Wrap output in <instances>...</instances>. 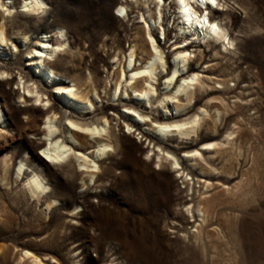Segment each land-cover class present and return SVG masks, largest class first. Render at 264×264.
Segmentation results:
<instances>
[{
    "label": "rangeland",
    "instance_id": "obj_1",
    "mask_svg": "<svg viewBox=\"0 0 264 264\" xmlns=\"http://www.w3.org/2000/svg\"><path fill=\"white\" fill-rule=\"evenodd\" d=\"M173 1L164 0L161 22L150 23L166 72H157L156 91L143 99L128 87L111 94L132 45L135 66L149 57V38L140 17L149 21V12L142 0H45L44 11L38 13L24 11L20 0L11 1L14 15L4 19L7 40L0 46V71L10 73H0V105L10 108L9 116L1 110L5 119L0 121V264H29L19 260L24 249L45 264H264V0H218L217 8L207 9L234 43L226 50L221 41L210 44L201 35L179 33ZM119 4L126 7L124 14ZM148 4L152 14L153 4ZM58 27L68 45L48 59L57 76L47 80L28 64V52L43 35L50 44L58 41ZM161 27L162 38L155 33ZM24 34L30 37L22 45ZM190 37L194 39L186 49L192 56L186 68L199 72L204 86L196 88L192 102L181 111L173 109L176 99L159 107L157 101L175 89L172 85L163 90L174 67V47ZM20 73L35 81L44 93L43 103L21 88ZM87 76L99 96L88 94L92 109L83 113L57 87L70 85L72 79L84 90ZM18 92L31 100L19 101ZM178 99L185 102L183 95ZM50 106L57 112L59 138H64L66 117L96 123L105 114L109 139H99H108L112 151L97 159L94 140L85 139L83 146L73 143V148L91 152L100 170L95 169V181H90L84 172L90 168L78 166L81 160L72 156L70 164L52 165L54 174L45 182L48 196L56 201L46 208L47 194L36 203L26 191L30 169L26 167L19 179L15 169L21 160L33 157L32 152L39 155L37 168L46 169L42 148L29 147L46 138L26 131ZM202 108L207 112L190 136L161 137L152 129L163 117L186 120ZM132 110L145 121L130 116ZM37 124L45 128L41 120ZM208 142L218 145L202 149ZM195 149H202L197 162L189 156ZM158 152L171 153L179 166L162 160L155 169ZM204 180L208 188L201 185ZM198 195L204 197V214L192 207Z\"/></svg>",
    "mask_w": 264,
    "mask_h": 264
},
{
    "label": "bare ground",
    "instance_id": "obj_2",
    "mask_svg": "<svg viewBox=\"0 0 264 264\" xmlns=\"http://www.w3.org/2000/svg\"><path fill=\"white\" fill-rule=\"evenodd\" d=\"M11 1L13 0H5L3 4H0V6L4 8L3 11H0V46L4 45L7 40L4 19L9 18L13 14V5L10 4ZM20 1V7L23 8L24 11H32L37 13L43 12L46 5L45 0ZM142 2L144 6L148 8L149 12L147 14L149 21L145 20L143 15L140 16L142 19H144V26H142V30L149 38V57L143 65L135 66L136 44L132 45V48L126 55L124 69L116 73V78L114 79V84L111 91L112 95H117V93L121 91L123 87H128L135 93V96L137 98H146L149 95L154 94V92L156 91L153 87V81L155 80L157 72H166L162 51L157 47L158 45H155L153 37L154 34L150 28V23H160L162 20L164 0H142ZM149 2L153 4V8L151 11L152 14H150L151 9L149 8ZM173 2L175 4L177 10L176 13L179 20V33H188L191 36L196 35V37H199L201 35L202 41H206L210 44H216L217 42L221 41V46L224 50L232 48L231 46L234 43L230 39H227L225 28L217 19H213L208 16L207 9L217 8V5H219L218 0H174ZM118 11L124 14L126 12V7L123 4H119ZM155 33L160 36V38H162L165 33L164 28H156ZM55 34L58 41L50 44L47 34L43 35L40 37L39 42L34 45V49L28 52L31 60L28 64L35 65L36 69L41 72L47 80L57 76V73L53 69V64L49 62L48 59L52 58L60 48H63L66 44L68 45L67 40L64 38V30L61 27L56 28ZM29 37L30 34H24L20 37L22 45L25 44ZM193 39L194 37H190V39H184L182 44L175 45L174 48L177 51L175 52L174 57V67L167 73V78L163 82V90H168L172 85H174L175 89L171 95L161 97V99L157 101L159 107H161L162 105V108H164L165 106H163V103L165 104V101L167 99H176L177 102L174 104L173 109L176 112L181 111L185 108L186 105L192 102L196 88L200 87L202 89V87L204 86V82L202 81L199 72L195 70L189 71L186 68V63L192 56V51H188L186 49V46ZM16 51L17 50L15 48V52ZM125 69L128 70V74ZM5 72L6 71H0V73ZM6 73L10 74L9 72ZM182 74H186V76H184L183 79L178 84H176L177 79ZM19 75V81L22 85L21 88L26 91L27 94L33 95L34 101L43 103L44 93L38 89L35 81L31 82V80L25 79L21 75V73ZM139 80H141L142 83L139 84ZM70 82V85L59 84V86L57 87V92L61 95H64L66 99H72L76 103L77 110L83 113L90 111L92 109L93 103L88 94L93 92L95 98L99 96H97L95 92V87L92 84L91 77H85L83 81V83L85 84L84 90H79V88L81 87L80 83L75 82L72 79L70 80ZM125 88L124 90H126ZM124 90H122V92ZM6 95H8V93H6ZM179 95H183L185 97L184 103H180L178 99ZM17 96L19 98V101L23 103H27L31 100L24 93L21 94L18 92ZM48 103L49 98H47L44 105L46 106ZM0 107V121L4 122L5 118L2 111H4V113L9 116L10 108L3 103L0 105ZM134 111L135 110H132V112H128V114L132 117L138 116L142 121H145L144 115L135 114ZM133 112L134 114H132ZM206 112L207 110L205 108H202L199 112L194 113L186 120L169 121L167 120V118L163 117V121H157L152 129H154L155 132L161 137H166L167 135H170L172 133H177L182 137L188 135L190 136V134L196 131L200 120H202ZM56 114L57 112L54 106L47 107L41 117L32 119V128H28V130L26 131V133H30L35 136H44L46 138V140L44 141H38L29 144V147L32 151L34 144L38 145L39 148H42L44 154L47 157V159L45 160L46 169L40 170L37 168L35 161L38 160L39 155L37 156V154H35L34 152H32L33 157L26 158L24 159V161L21 160L18 167L15 169L16 179L23 177L26 167L30 169L24 184L26 191L28 192L30 197L35 200L36 203L39 202L40 199L47 194V198L43 202L46 208H50L52 203L56 201L55 199H51L48 196L49 186L47 182H45V177L49 176L50 173L54 174L53 171H51L52 165L70 164L72 156L77 161L81 160L80 162H78V166L83 167L84 169L90 168V170L87 169L84 170V172L88 173L90 181H95V169L97 170L98 165L96 166L92 153H85L78 148H73V143L83 146L85 139L94 140L97 144L93 152L95 153L94 157H96L97 159L105 157L110 153V151H112L111 142L108 140V132L106 133V131L108 130V117L105 116V114L103 115L102 119L96 123L78 122L70 117H66L67 123L66 129L64 130V138H59V136L57 135L58 128L55 124ZM8 118L9 117H7V119ZM39 120L44 123V129L35 127L36 125H38L37 123ZM127 128H130L128 124ZM231 133L232 132H228L225 136L227 142L229 141ZM100 137H106L108 139H99ZM217 145V143L208 142L202 149L214 148ZM202 149H195L191 151L192 154H189V156L197 162L202 155ZM156 155V160H154V162L156 163L155 169H157L164 163L162 160L168 161V164L172 167L177 168L179 166L176 157H173V155L169 152H166L165 154L163 152H158ZM5 161L6 159H3V162ZM89 162H91L92 164L90 163V165ZM182 172L184 173V170ZM186 180L187 179L185 178V181ZM185 181H183V183ZM219 181H221V179H219ZM221 183L224 184V182ZM201 185L205 188L209 187V183L206 182V180H204ZM203 200L204 197L198 195L196 197V204L192 206L198 213L202 214L207 211L205 205H203ZM186 211H191L190 206L187 207ZM201 220H204L203 216H201ZM19 260H27L29 264H45L38 255L27 249L21 251Z\"/></svg>",
    "mask_w": 264,
    "mask_h": 264
}]
</instances>
